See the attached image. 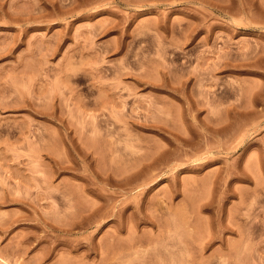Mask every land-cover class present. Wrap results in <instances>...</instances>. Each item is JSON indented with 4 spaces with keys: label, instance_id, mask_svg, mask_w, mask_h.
<instances>
[{
    "label": "rangeland",
    "instance_id": "374dc122",
    "mask_svg": "<svg viewBox=\"0 0 264 264\" xmlns=\"http://www.w3.org/2000/svg\"><path fill=\"white\" fill-rule=\"evenodd\" d=\"M0 264H264V0H0Z\"/></svg>",
    "mask_w": 264,
    "mask_h": 264
}]
</instances>
